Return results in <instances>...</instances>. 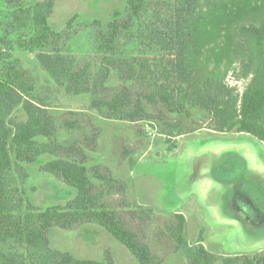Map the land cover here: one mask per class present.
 Here are the masks:
<instances>
[{
	"label": "trees",
	"instance_id": "obj_1",
	"mask_svg": "<svg viewBox=\"0 0 264 264\" xmlns=\"http://www.w3.org/2000/svg\"><path fill=\"white\" fill-rule=\"evenodd\" d=\"M55 1L0 0V264H114L109 251L101 261L79 260L50 247L53 228L71 231L86 224L112 236L137 264H163L128 222H150L153 210L128 201L124 177L117 180L100 164L91 165L98 138L92 117L55 111L38 97L12 52L33 54L54 92L87 99L95 118L156 122L167 129L161 134L168 140L202 121L198 128L243 134L264 145V22L236 27L241 58L224 76L200 81L189 58L199 0H125L119 19L85 27V46L75 52L63 41L76 18L61 33L48 24ZM17 111L22 118L15 120ZM174 149L172 144L168 151ZM39 160L40 173L74 191L64 206L40 210L29 202L23 188L27 166ZM114 194L122 196L120 206L109 203ZM155 230L169 246L165 257L180 253V264H264V251L216 260L200 235L189 244L181 213Z\"/></svg>",
	"mask_w": 264,
	"mask_h": 264
},
{
	"label": "rangeland",
	"instance_id": "obj_2",
	"mask_svg": "<svg viewBox=\"0 0 264 264\" xmlns=\"http://www.w3.org/2000/svg\"><path fill=\"white\" fill-rule=\"evenodd\" d=\"M125 7V0H56L48 24L53 31L61 33L67 21L76 18L74 29L67 31L63 41L67 51L75 52L85 46L86 26L93 21L119 19ZM263 22L264 0H199L189 47V58L198 79L224 76L243 53L235 28L259 26ZM12 55L33 79L38 97L55 106V111L92 117L98 138L95 152L89 155L91 165L100 164L117 180L124 177L128 201L153 210L150 222L135 218L128 222L163 264L181 262L180 253L165 257L169 246L155 230L176 212L188 220L185 236L189 244L193 245L200 235L202 245L216 260L237 253L252 255L264 251V145L261 142L243 134H221L198 128L204 126L202 121L198 126L185 125L184 136L168 140L161 134L165 128L156 122L128 124L95 118L88 110L87 99H72L54 92L51 80L33 54L15 49ZM226 80L234 85L231 75ZM238 87L242 90L244 84ZM21 115L17 111L13 118L17 120ZM172 144L175 149L169 152ZM43 163L39 160L27 166L28 178L23 186L26 196L36 209L64 206L74 197V191L52 176L40 173ZM121 199L120 194H114L108 201L117 207ZM193 221L196 228H191ZM111 237L107 242L97 226L86 224L71 231L53 228L49 242L52 249L69 252L81 260H87L84 257L87 254L95 259L101 251V257L104 251H109L116 264H135V258ZM78 238L84 241H81L83 247H76ZM90 244L96 249L88 252ZM121 247L129 255L122 254Z\"/></svg>",
	"mask_w": 264,
	"mask_h": 264
},
{
	"label": "crops",
	"instance_id": "obj_3",
	"mask_svg": "<svg viewBox=\"0 0 264 264\" xmlns=\"http://www.w3.org/2000/svg\"><path fill=\"white\" fill-rule=\"evenodd\" d=\"M264 161V160H263ZM147 205V204H146ZM147 207V206H146ZM149 207V206H148ZM184 216V215H183ZM192 223V226H191V228H196V222H191ZM187 224H188V220L186 219V217H185V233H186V228H187ZM98 229L100 230V232H101V236L102 237H104L105 239L107 238V242H109V238L111 237V236H109V235H107L105 232H103V231H101L102 229H100L99 227H98ZM86 236L84 235V236H81V238H85ZM81 238H78L77 240H80V241H77V243H76V247L77 246H81V247H83V244L84 243H81V241H83ZM112 238V237H111ZM113 239V238H112ZM84 242V241H83ZM187 242H188V240H187ZM189 243V242H188ZM92 246V247H91ZM86 247V246H85ZM84 247V248H85ZM122 248V254L124 253V254H128L129 255V253L123 248V247H121ZM87 249L89 250L88 252H91V251H94L96 248H95V245H92V244H90L89 246H87ZM102 252L103 251H101L99 254H97L96 256H95V259H94V256H91V255H84V257H87V260H94V261H101L102 260V258H103V255H102V257H101V254H102ZM73 255V254H72ZM74 256V255H73ZM76 259H79V257L78 256H74ZM91 257H93V258H91ZM97 258H99L98 260H97ZM79 260H81V259H79ZM136 261V260H135ZM114 264H116L115 263V261H114ZM135 264H137V261H136V263Z\"/></svg>",
	"mask_w": 264,
	"mask_h": 264
}]
</instances>
